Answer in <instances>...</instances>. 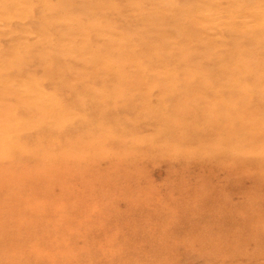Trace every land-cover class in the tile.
<instances>
[{
	"label": "rangeland",
	"instance_id": "1",
	"mask_svg": "<svg viewBox=\"0 0 264 264\" xmlns=\"http://www.w3.org/2000/svg\"><path fill=\"white\" fill-rule=\"evenodd\" d=\"M0 264H264V0H0Z\"/></svg>",
	"mask_w": 264,
	"mask_h": 264
}]
</instances>
